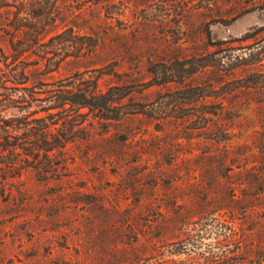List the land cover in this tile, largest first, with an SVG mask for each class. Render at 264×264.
Wrapping results in <instances>:
<instances>
[{
	"label": "rangeland",
	"instance_id": "obj_1",
	"mask_svg": "<svg viewBox=\"0 0 264 264\" xmlns=\"http://www.w3.org/2000/svg\"><path fill=\"white\" fill-rule=\"evenodd\" d=\"M1 75L0 264H264V0H0Z\"/></svg>",
	"mask_w": 264,
	"mask_h": 264
},
{
	"label": "trees",
	"instance_id": "obj_2",
	"mask_svg": "<svg viewBox=\"0 0 264 264\" xmlns=\"http://www.w3.org/2000/svg\"><path fill=\"white\" fill-rule=\"evenodd\" d=\"M4 81H5V77H3L1 75L0 76V96H2V98H0V139L3 137H7L9 134H11L8 131V129L13 127L12 122L16 123V125L14 124V127L16 126L18 128V130H20V131H21L22 127L29 126V125L23 124L21 119H23L24 117H26L30 114V112L27 109H25L22 106H19L20 104H25V102H26L25 100L28 99L29 94L25 93L22 90H20V91L15 90L14 92L10 91V89H8L7 87H5L3 85ZM59 89L62 90V92H60V94H58L56 96L51 97V100L44 101L43 106H46V105H48V107L53 106L50 109H57L59 107H64L67 105L72 106V107H78V108L79 107H86V106H88V107L98 106L99 110H107V108H108L107 106L114 104V102L109 101V100H105V98L103 101H100V99L103 96L99 97V96H96V94L81 91V89H78L76 86H70V87L69 86H59ZM34 100L29 105H31L32 103H39L40 102L37 99L35 101ZM98 101H100V103L102 102L101 105H98ZM22 110H24V111H22ZM4 114H7V115H4ZM43 121H45V120H42V119H40L39 121L36 120V122H39V123H41V122L44 123ZM45 124H46V122H45ZM21 135H23V134H21ZM26 141L27 140H25L24 142H26ZM27 146L28 147L24 148L23 150H25L26 152L27 151L29 152V150H30V151H32V154H33V152H35L34 148L37 147L38 149H40V147H38V146H36V147L32 146V145H30V146L27 145ZM8 147L9 146L6 145V147H3V148H4V150H8L7 149ZM18 148L19 147L17 144H13L10 146L9 149L11 152H13L14 150H16ZM44 151L50 152V151H52V149H47ZM13 154H14V152H13Z\"/></svg>",
	"mask_w": 264,
	"mask_h": 264
}]
</instances>
